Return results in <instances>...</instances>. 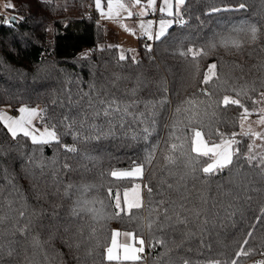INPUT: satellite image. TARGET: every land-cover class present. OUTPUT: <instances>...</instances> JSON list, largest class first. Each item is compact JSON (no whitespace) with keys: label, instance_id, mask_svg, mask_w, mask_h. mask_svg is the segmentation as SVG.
<instances>
[{"label":"trees","instance_id":"1","mask_svg":"<svg viewBox=\"0 0 264 264\" xmlns=\"http://www.w3.org/2000/svg\"><path fill=\"white\" fill-rule=\"evenodd\" d=\"M12 1L16 7L11 9V15L24 19L14 26L5 25L0 20V111L6 105L16 109L21 104L41 106V109H47V115L56 120L65 114L79 119V114L85 113L90 117L88 123H92V112L100 109V101L115 99L121 105L131 104L129 112L137 119L125 116L122 124L121 118L113 120L109 134L78 144L79 153L70 157L72 171L63 170L57 164L46 166L43 175L35 162L42 161L47 165L57 149L45 146L42 154L35 152L33 163L29 164L27 156L33 150L30 140L22 137L13 139L0 123V214L8 210L7 199H14L15 196L4 178L5 169L10 177H15L17 187L27 195L29 208L44 212L41 218L44 226L38 225L27 235L15 232L11 220L0 224V264H32L33 259L37 264H109L101 255L103 247H96L92 255L88 254L95 243L89 240L92 221L88 215H82L73 225L81 232L78 236L80 246L74 248L71 254L59 239L67 236L63 228L50 232V226L68 218L76 195L74 189L71 196H66L64 187L68 183L74 186L95 184L98 187L85 193V196L98 197L107 204V187H112L114 194L117 188L122 192L139 181L153 186L152 199L165 201L160 207L169 208L170 219L165 220L161 212L160 227L154 226L151 232L146 226L141 232L137 221L127 217L112 219L103 227L93 225L97 227L96 237L102 243L110 242L111 228H119L143 236L149 251L147 264H181L183 259H188L190 264H204L208 259L224 262L235 258L239 244L251 231L253 235L248 238L249 244L245 248L252 246L256 252L247 257L241 256L239 264H253V261L264 258L257 254L264 243V175L260 170L244 164L240 173L233 169L229 174L226 169L223 174L207 179L202 175L182 179L183 165L178 161L176 166H171L165 159L169 144L174 142L173 121L186 115L175 112L177 104L188 99L197 102L205 100L200 92L202 87H208L209 92L215 91L214 99L221 95L212 82L207 86L201 82L208 65L215 62L221 79H228L230 85L234 82L237 87L247 85L259 88L264 80V0H186V24H173L166 37L153 41L152 59L146 54L145 43L141 42L135 51L139 64L131 62V51L126 53L129 59L118 60L119 49L109 47L105 28L92 7L94 0ZM240 3H244L246 8L209 12L212 7ZM245 18L262 26L259 39L246 42L240 49H208L207 42L214 33ZM189 45L204 46L208 52L207 56L198 58L199 75L195 74L193 58L177 52L178 48L186 49ZM85 53L87 55H82ZM89 84L95 85L91 96L92 109L88 107L89 97L84 95L89 92ZM164 87L167 92L163 94L170 103L157 106L155 126L145 139L143 129L149 125L139 118V114L151 115L152 109H146L144 102L159 101ZM249 95L256 94L249 92ZM248 105L252 107L250 100ZM238 115L237 106L227 109L221 106L215 126L224 132H238V124L235 128L232 126ZM256 115L258 113L252 114ZM108 119L102 113L95 118L106 133ZM82 134L94 133L85 130ZM175 134L180 135L179 132ZM205 138L217 140L215 135ZM238 139H241V151H246L248 138ZM64 140L72 142L70 136L64 137ZM153 145L157 147L153 161L148 165L144 157L152 151ZM58 155L63 161V151H59ZM136 163H145L143 178L117 179L109 175L111 170L131 167ZM30 173L39 179L30 178ZM33 183L46 193L39 200L30 187ZM247 196L252 199L248 200ZM148 200L145 192L142 213L145 218L148 217ZM181 204L187 211L180 208ZM12 207H18V203L14 202ZM53 208L59 215V221L48 215ZM200 208L205 211L199 216L194 215L192 210ZM177 213L187 222H177ZM34 235L39 236L42 249L33 247ZM50 235L57 238L49 240ZM156 240L165 243L161 245L155 243ZM150 243L154 246L149 247ZM9 249H12L11 255L8 254ZM45 252L48 253L47 260Z\"/></svg>","mask_w":264,"mask_h":264},{"label":"snow or ice","instance_id":"2","mask_svg":"<svg viewBox=\"0 0 264 264\" xmlns=\"http://www.w3.org/2000/svg\"><path fill=\"white\" fill-rule=\"evenodd\" d=\"M94 6L99 11L101 17L109 19H116L121 22L122 26L130 33L136 34V30L130 27L128 24L123 23L122 14H126L127 17H139L138 20L139 30L142 36L147 37L148 41H161L162 37H166L168 29L173 24L185 25L186 21L184 15L187 12L186 0H94ZM5 8L15 10V5L12 3H6ZM246 8L244 3L237 5H225L223 7H212L209 9L210 13H218L221 11L230 10H243ZM135 9V10H134ZM159 11L161 18L158 20V27H154L157 21L152 19H143L149 12L155 14ZM167 17V18H165ZM22 16H8L3 20V23L8 26H14L18 21L23 20ZM99 23V22H97ZM262 33V26L256 22L242 19L238 24L230 25L220 32L213 34L207 42L209 50H214L217 47H223L225 49H240L246 42H255L260 38ZM243 34V35H241ZM26 35V34H25ZM119 49L118 60L125 61L129 59L126 57L125 50L119 46H109ZM146 54L151 57L153 45L152 43H145ZM129 51L133 52L130 57L133 64H139L140 61L135 54L134 49ZM177 52L184 57L191 56L194 60L195 74L199 75V63L198 58L201 56H207L208 52L205 51L204 46L189 45L186 49L181 47L177 49ZM87 55V53L82 54ZM202 84L205 86L212 82V86L221 92L220 96H216V92H209L208 87H202L200 92L206 97L205 100L199 102L195 100L180 101L175 109L177 114L181 112L185 113L183 119H176L172 124V140L174 142L169 144L168 154L165 159L171 166H176L178 161L184 167L183 178L191 177L195 178L198 175H202L205 179L219 176L227 169L229 174L233 169H236L237 173L244 164L251 167H256L260 170V173L264 175V127L260 130H255L249 122V117L253 113H258V117L255 121L257 125L264 126V80L259 84V88L255 86L249 87L242 85L237 87L233 82L229 84L228 79H221L217 73V64L215 62L208 65L206 72L202 77ZM95 90L94 84H89V92L84 95L90 99L88 107L94 108L91 103V96ZM166 87L162 90V97L159 101H145V108L152 109L151 115L146 113H140L139 118L144 120L149 126L143 129V137L145 139L151 134L150 129L155 126V109L157 106L163 107L170 103L166 93ZM249 92H255V96H250ZM231 93V94H224ZM69 95L71 90L69 89ZM258 97V98H257ZM251 101L252 107H249L248 101ZM72 101L69 100V105ZM132 105L129 103L120 104L115 99L101 100L100 109L92 112L93 122L88 123L90 117L85 114H79V119L70 114L62 115L59 120L47 115V109H41L37 107H29L21 104L18 108V115H9L4 111H0V123L7 129L13 139L18 137L27 138L33 145L31 154L27 156V163H33V156L36 151L43 153L45 146H53L57 151H54L53 157L45 165L42 161L35 162L41 169L43 175V169L47 167L56 166L57 164L63 170L72 171V164L70 163V157L79 153L80 149L78 144L81 141H88L89 139H100L102 135L109 134L111 132L112 121L117 118L120 119V123H123V117L132 116L133 119H137L132 112H129V108ZM221 106L224 108H231L237 106L239 113L238 119L232 122V126L235 128L238 124L239 131L224 132L219 127L215 126V122H218L219 110ZM103 114V117L108 119V133L104 131L102 124H97L95 118H98ZM36 122H39L42 127H37ZM247 122V127H246ZM207 129L208 131H205ZM88 130L93 135H83L82 132ZM179 132L180 135L175 133ZM215 135L217 140L211 141L205 139L206 136ZM70 136L72 142H65L64 137ZM238 137H247L249 143L247 144V150L241 151V139ZM259 140L262 143L256 144ZM156 145H153L152 151H149L144 157V160L148 165L153 161V153L156 150ZM256 147H259L261 151H254ZM63 151L64 159L59 160L58 152ZM92 159V157H86ZM5 171V180L11 186L15 196L14 199H7L8 210L7 212L0 214V224L9 220L12 221V228L15 232H19L21 235H27L34 230L38 225L43 227L41 218L44 212L37 211L36 209H30L28 206V197L24 191L17 187L15 184V177H10ZM171 174V169H169ZM30 178L38 180L34 173H30ZM109 175L117 179L123 178H143L145 175V163H136L134 167L130 169L111 170ZM33 191L36 193V197L39 198L46 193L38 189V185L33 183L30 185ZM95 184H81L74 186L72 183H68L64 187V194L71 196L75 189L76 195L73 199L71 208L69 209L68 218L64 221H60L58 225L50 226V232L55 233L59 231V228H63L67 236L59 237L62 245L69 249V254L73 249H78L80 241L78 236L81 229L74 228L73 225L78 221L82 215H88L91 218L92 224L89 225V240L95 241L92 248L89 249V255L94 253L96 247H103L104 251L101 253L103 258L112 264H121L122 261H137L141 259L138 253L144 252L145 240L142 235L137 236L133 232H124V242L120 241L121 231L119 228H111L110 242H101L96 237L97 225L103 227L108 221L112 219H121L127 217L132 220L135 219L138 226L143 232L146 226L151 232L153 227H160V214L163 213L165 220L170 219L168 213L169 208L167 206L161 209V205L165 204L163 199L154 201L153 186L150 183L141 184L133 183L131 187L124 188L123 191L119 188L116 189L113 194L112 187H107L106 192L108 194L109 203H105L103 199L98 197H86L85 193L91 189L97 188ZM169 188L172 185H168ZM147 193L148 200V217L145 218L142 213L144 211V193ZM230 195V193H225ZM248 200H251V196H247ZM17 202L18 207H12L13 203ZM181 209H184V204L180 205ZM109 209H112L109 211ZM187 211V209H184ZM205 209H193L194 215L199 216ZM50 218H56L60 220L55 208L48 214ZM177 222L186 223V218H183L176 214ZM13 232V235L15 234ZM252 232L249 231L247 236L239 244V249L234 253V257L228 261L221 262L218 259H208L204 264H239V258L241 256H249L256 252L252 246L245 248V245L249 244V237H252ZM54 235L49 236V240L56 239ZM131 241V242H129ZM138 241L139 247L135 246ZM155 243L163 245V240H156ZM203 243V241H201ZM149 247H153L154 244L150 243ZM33 247L43 248L40 242L39 236H33ZM210 247V246H209ZM261 251L257 254L264 257V243L260 246ZM170 251V249H169ZM8 254H12V249L8 250ZM45 259H48V253L45 252ZM35 256V253H34ZM32 264H37L33 259ZM181 264H190L188 259H183ZM253 264H264V258L253 261Z\"/></svg>","mask_w":264,"mask_h":264},{"label":"rangeland","instance_id":"3","mask_svg":"<svg viewBox=\"0 0 264 264\" xmlns=\"http://www.w3.org/2000/svg\"><path fill=\"white\" fill-rule=\"evenodd\" d=\"M6 3H12L13 4V1L12 0H0V17L3 14H5L7 16H11V14H12L11 9H7L4 7ZM105 3H106V1H105ZM159 3H160V0H158V5H159ZM92 7L94 8L96 14L99 17V20L101 21L102 25L105 28V31L107 33L108 44L121 46L125 50V54H126L127 52H129L130 49H134L135 51H137L138 48L141 46V42L153 43V41H148L147 37L141 35L140 30H139V24H138V20L140 19L139 17H136V16L127 17L126 14H122L123 23L128 24L130 27H133L136 30V34L134 35V34L128 32L122 26L121 22H119L116 19H109L106 17H101L99 11L95 8L94 4L92 5ZM158 13H159V11H158ZM160 18H161L160 13H159L158 18L151 16L149 13L146 17H143V19H152V20L157 21V24L154 25V27H158V20ZM165 18H167V17H165ZM38 107L41 108V106H38ZM17 112H18V110H17ZM258 115H256V116L251 115L249 117V122H251V126L255 130H260L262 127H264V126L257 125L255 123ZM36 126L38 128L42 127V125L39 122H36ZM246 127H247V122H246ZM261 143L262 142L259 140L256 141L257 145H260ZM255 149L261 150L259 147H256ZM134 166L116 168L114 170L130 169ZM138 183H141L143 185L142 181H139ZM144 249H145V246H144ZM143 264H146V262L143 261Z\"/></svg>","mask_w":264,"mask_h":264},{"label":"crops","instance_id":"4","mask_svg":"<svg viewBox=\"0 0 264 264\" xmlns=\"http://www.w3.org/2000/svg\"><path fill=\"white\" fill-rule=\"evenodd\" d=\"M17 110H18V109H17ZM1 111H4V112H6L7 114H9V115H13V116L19 114L18 112H17L16 114L13 113V106L11 107V106H9V105L3 106L2 109H1ZM120 231H121V234H122L121 237H120V241H121V242H124V241H125V238H124V236H123V233H124V232H131V231H127V230H120ZM129 242H131V241H129ZM135 246L139 247L138 241L136 242ZM140 254H141V253H138L139 256H140ZM140 257H141V256H140ZM112 263H113V264H116V262H112ZM121 264H143V260H142V259H139V260H137V261H122Z\"/></svg>","mask_w":264,"mask_h":264},{"label":"built area","instance_id":"5","mask_svg":"<svg viewBox=\"0 0 264 264\" xmlns=\"http://www.w3.org/2000/svg\"><path fill=\"white\" fill-rule=\"evenodd\" d=\"M149 14H150L151 16L155 17V18H158V16H159L158 11H157L155 14H153V13H151V12H149ZM6 17H8V16L5 15V14H3V15L0 17V20L3 21ZM13 113H15V114L17 113V109H16V108H13ZM140 256H141V259H142L144 262H146V264H147V258H148V256H149V251H148L147 247H145L144 252H142V253L140 254Z\"/></svg>","mask_w":264,"mask_h":264},{"label":"water","instance_id":"6","mask_svg":"<svg viewBox=\"0 0 264 264\" xmlns=\"http://www.w3.org/2000/svg\"><path fill=\"white\" fill-rule=\"evenodd\" d=\"M12 16V15H11Z\"/></svg>","mask_w":264,"mask_h":264}]
</instances>
